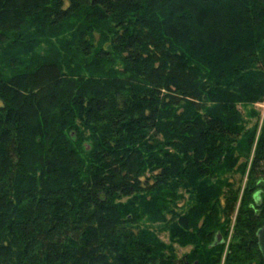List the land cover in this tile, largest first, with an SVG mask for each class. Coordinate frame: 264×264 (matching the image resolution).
<instances>
[{"label":"trees","instance_id":"trees-1","mask_svg":"<svg viewBox=\"0 0 264 264\" xmlns=\"http://www.w3.org/2000/svg\"><path fill=\"white\" fill-rule=\"evenodd\" d=\"M0 45V264H221L248 165L238 186L213 168L253 146L225 264H264V199L246 205L264 121L256 138L238 109L264 102V0H0ZM183 191L196 207L175 214ZM170 214L171 241L197 248L179 261L140 226Z\"/></svg>","mask_w":264,"mask_h":264},{"label":"rangeland","instance_id":"rangeland-1","mask_svg":"<svg viewBox=\"0 0 264 264\" xmlns=\"http://www.w3.org/2000/svg\"><path fill=\"white\" fill-rule=\"evenodd\" d=\"M115 32H108L105 31L103 32V34L101 35L100 33H95L94 35V39H92L93 42L96 43V46L99 48H104L106 51H110L112 50V39L114 36ZM2 45V44H1ZM1 45H0V49H1ZM116 67H121V63L118 60L116 63ZM238 109L240 110V112L242 113L244 120H245V124H244V128L249 132L253 129L256 128V124L258 125V133L256 138H258L259 134H260V129L261 126L263 124L264 121V102L257 104V105H253V106H239ZM257 114L255 116H253V114ZM72 136H74V133L72 134ZM162 138V137H161ZM160 138V139H161ZM80 139V137L78 138ZM142 143V140H141ZM141 143H138L137 140L132 139V143L130 144V142L128 144L130 145H139ZM76 146H78L77 144H75ZM96 144H93L92 142L88 143H84L81 142V146L83 148V146L85 147L84 149L90 150L91 146L95 147ZM231 147H234L233 145L230 144ZM160 147V148H159ZM159 149H161L163 146L159 145ZM166 149H169L168 147H164ZM174 149V146L170 147V150L172 151V149ZM254 148L255 146H253V150L251 152V154L249 156H247L246 154L242 155L240 157V151H238L237 149L232 150V152H227L226 155H222L220 157V160L216 163L214 169V172H219V174H217L218 178H221V180H223L226 183L232 182L235 184V186H238V182L240 180V175L239 172L237 173L236 169L239 168L240 164L242 165L243 163H247L248 165V169H247V173L244 177V181L242 182V187H241V192L239 194V198L237 201V206L235 209V213L231 218H225V216H223L221 214V222L224 226V228L221 230L222 236H223V243L224 245L221 246L222 248V258H221V264H225L226 259L229 255L230 249L234 246H237L236 244L242 243V239H235L234 238V231L236 228V218L238 216V210L240 208V205L243 203V199L244 197V191L247 187V182H248V171L250 168V164H251V160L253 158V153H254ZM81 150V148H79ZM82 155V153H81ZM226 156H234V158H239V161L237 162V165L231 170V172L227 171V161L225 160ZM82 157L84 158L85 155L83 154ZM248 157V158H245ZM159 171H157L158 173ZM229 172V173H228ZM146 178H151V174L150 171L148 170L146 173ZM146 180H144L145 182ZM213 183L215 180H211ZM253 186H255L254 191L253 192H249V199L246 202V205L248 204V208H258L260 206L259 203H261L262 199H264V190H262V188H259L261 185V180L260 179H256V181H253ZM229 188H224V194H228ZM176 195L177 196H181V198H177L176 199ZM195 199L197 200V195L196 193H189V191H183L182 192H176L175 193V197L173 200L170 199L171 205L170 207L172 208L173 212H175V214H179L181 213L183 214H187L190 209L192 207H196V202ZM259 202V203H258ZM183 208V210H182ZM247 208V206H246ZM219 210H221V208H219ZM259 212V211H258ZM168 217V216H167ZM169 220L167 223H160V224H152L150 222H148L147 219H142L141 221V228L142 229H150L153 231H156V233L158 234L159 240L160 242L167 248L165 250L166 251H173L174 252V256L173 259L175 260H182L184 256L190 255L191 252L193 250H195V245L194 244H188V245H181L179 244V242L177 243H173L171 241V236H170V229H172L173 226H171V219H173L172 215H169ZM203 220V219H202ZM202 223V221H201ZM200 223V224H201ZM179 227V226H178ZM192 231V229H191ZM220 232V231H218ZM220 233V234H221ZM217 234V233H216ZM217 238V236H216ZM216 238L214 237V242L216 240ZM245 241L248 242V239H246ZM213 242V243H214ZM208 249V245L205 246ZM205 247H201V248H205ZM200 248V249H201ZM197 249V248H196ZM166 260V259H165ZM177 263V262H176ZM252 264H256V262H252Z\"/></svg>","mask_w":264,"mask_h":264},{"label":"water","instance_id":"water-1","mask_svg":"<svg viewBox=\"0 0 264 264\" xmlns=\"http://www.w3.org/2000/svg\"><path fill=\"white\" fill-rule=\"evenodd\" d=\"M257 236H258L259 250L264 260V225L258 230ZM220 244H223V238L221 237L220 234H218L215 242L213 243V246H217Z\"/></svg>","mask_w":264,"mask_h":264}]
</instances>
